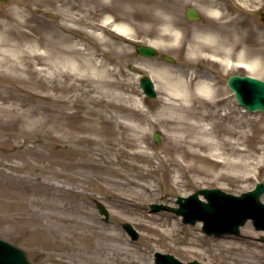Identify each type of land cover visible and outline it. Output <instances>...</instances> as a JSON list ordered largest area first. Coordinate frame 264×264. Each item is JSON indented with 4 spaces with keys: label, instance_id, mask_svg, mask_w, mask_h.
I'll use <instances>...</instances> for the list:
<instances>
[{
    "label": "rangeland",
    "instance_id": "374dc122",
    "mask_svg": "<svg viewBox=\"0 0 264 264\" xmlns=\"http://www.w3.org/2000/svg\"><path fill=\"white\" fill-rule=\"evenodd\" d=\"M22 1L0 0V7L16 8L23 17L32 14L51 24L45 23L39 32L46 41L34 48L41 53V71L0 70V237L39 264H150L155 251L206 264H264V230L251 221L241 226L240 234L215 237L207 235L199 221L186 224L170 210H150L152 202L175 206L177 195L198 188L240 193L264 181V112L239 105L227 85L234 72L264 79V65L258 72L236 65L186 64L188 40L203 38L211 30L221 29L227 38L237 36L249 53L264 49V0H107L120 18L94 10L99 0ZM77 5L86 23L69 21L71 28L59 31L56 22ZM190 5L200 14L196 20L186 16ZM215 5L225 13L224 20H241L239 27L234 22L219 25L212 14ZM108 20L112 24L104 29ZM149 26L175 29L187 40L176 47L153 45L156 57L143 56L136 46L157 39ZM56 34V40L83 47L84 53L57 51L51 41ZM112 47L125 51L114 57L127 74L119 76L127 84L115 86L90 76L92 91H85L87 87H68L63 75L55 77L56 69L81 55L100 59ZM162 54L175 61H166ZM161 70L194 71L216 82L226 97L217 115L209 108L195 109L197 116L209 112L217 135L214 146H206L199 156L184 150L185 142L175 137L172 123L158 119L169 97ZM142 73L155 81L157 96L143 95ZM121 103L139 105L154 122L139 120L134 110L119 107ZM72 110L80 117L72 118ZM224 111H229V118L220 117ZM122 123L133 126V144L122 136ZM137 124L147 134L145 140L138 138ZM225 127L237 133L226 136ZM155 131H160L159 142L153 140ZM106 158L111 160L109 170L102 169ZM97 200L108 208V222L101 219ZM122 222L138 230L137 240L130 241Z\"/></svg>",
    "mask_w": 264,
    "mask_h": 264
},
{
    "label": "bare ground",
    "instance_id": "6f19581e",
    "mask_svg": "<svg viewBox=\"0 0 264 264\" xmlns=\"http://www.w3.org/2000/svg\"><path fill=\"white\" fill-rule=\"evenodd\" d=\"M18 1V0H17ZM152 2L154 0H148ZM19 2H23L19 0ZM37 2V1H36ZM99 5L94 7V10L103 13H109L113 18H120V15L116 13L113 9L114 7L107 0H99ZM61 6L60 4H57ZM62 8V7H59ZM83 10L80 5L72 7V11L68 16H64L61 20L56 22L59 31H68L71 26L69 21H84V17L80 15L77 11ZM37 7L34 8V11ZM19 9H12L8 11L6 7H0V70L6 69H17V70H33L41 71L42 65L41 53L36 49L39 45L46 41V38H42L40 31L45 28V23L51 24V21H46L44 18L33 17L32 14L28 17H23ZM212 14L215 16L219 25H230L234 22V18H229L224 20L223 11L219 5H215L212 10ZM60 17V15H55ZM110 15H107L108 18ZM144 16V15H142ZM146 17V16H144ZM235 23V22H234ZM239 22H236V27H239ZM112 24L111 20L104 23V29ZM49 26V25H48ZM152 26V25H151ZM175 26V25H174ZM178 26V25H176ZM136 30H139V26H135ZM149 33L154 34L157 39H151L149 45H166L177 46L182 45L187 40L186 34H179L175 29H156L155 27H147ZM152 28V29H151ZM117 29V28H116ZM160 33V34H159ZM58 34L51 37L54 48L60 53H70L76 52L77 54H83L84 48L72 45H64L62 40L57 39ZM43 39V41H42ZM29 40L26 46H23V41ZM189 45L186 56V64L188 68H191L192 62L196 61L198 64L207 63L209 66L215 64L229 66L236 65L242 66L250 71H262L259 66L264 65V49L260 51L247 50L244 47L240 38L237 36L235 38H227L221 29L211 30L208 34L201 37H195L194 39L188 40ZM23 43V44H22ZM242 43V44H241ZM243 46V47H242ZM124 53L125 51L120 48L112 47L106 48L102 52L103 58L97 59L95 56L76 58L71 64L63 65L55 70V77L63 75L67 80L68 87H87L86 90H91L88 81H91V77L101 78L108 84L115 86H123L127 84L122 78H127V74L121 72V68L117 65L114 55L117 53ZM116 56V55H115ZM105 60H108L106 63ZM109 63L111 65H109ZM161 77L169 84L167 91L169 92V97L164 102V108H161L158 119L161 118L164 121L172 123L176 129V138L179 142H185L184 150L190 154L199 156L200 150L204 149L206 146H214L217 135L213 132V125L215 121L209 122L210 119L209 112H203L201 116H197V111L195 109L209 108V111L214 112L215 115L219 114L221 110L220 104L226 101V97L221 96L219 86L216 82L204 79L198 76L197 73L190 70L172 72L170 70H161ZM91 76V77H90ZM58 88L63 87V84H58ZM88 91V92H89ZM80 100L77 98V102ZM122 109H132L139 116V120H144L146 122H154V119L147 116L146 111L139 105L129 106L126 103H121L118 105ZM70 116L74 119L79 118V113L76 110L70 111ZM221 118H229V111H224L220 113ZM122 130L121 134L124 138L128 139V142L132 143L135 140L134 135H131L129 130L133 126L126 123L120 124ZM139 134V139H146L147 134L145 133L143 127L139 124L134 127ZM224 134L226 136L236 134L234 130L230 128H223ZM195 132V134L193 133ZM137 139V138H136ZM224 142H229L228 138L222 137ZM137 144L140 145V142ZM142 147V146H141ZM111 161V160H110ZM107 158L102 165L103 170H109L111 166Z\"/></svg>",
    "mask_w": 264,
    "mask_h": 264
},
{
    "label": "water",
    "instance_id": "95a60500",
    "mask_svg": "<svg viewBox=\"0 0 264 264\" xmlns=\"http://www.w3.org/2000/svg\"><path fill=\"white\" fill-rule=\"evenodd\" d=\"M186 14L190 19H197L198 12L193 6H188ZM138 51L143 55L154 56L156 49L149 45H139ZM166 60H172L167 55H163ZM140 84L148 94L153 97L156 95L155 86L151 77L143 74ZM228 85L233 90L235 97L240 105L250 110H264V80L247 75L232 74L228 79ZM154 140L160 141L159 133L156 132ZM253 190L242 192L240 195L225 192L218 187L199 189L188 197L178 196L176 199L178 207L165 206L163 204H151L152 209L167 208L174 210L177 214H183L185 222L195 223L197 220L203 221V230L216 235L229 233H239V226L245 220L251 218L258 228H264V202L260 195L264 192V183L257 182ZM202 193L208 201L199 199ZM101 212L107 214V209L102 203H97ZM133 239L138 234L129 223H123ZM0 264H37L29 260L23 248L0 238ZM154 264H203L197 260L183 262L174 254L155 252Z\"/></svg>",
    "mask_w": 264,
    "mask_h": 264
}]
</instances>
